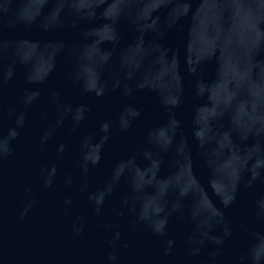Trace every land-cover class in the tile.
I'll return each mask as SVG.
<instances>
[{"label":"water","instance_id":"obj_1","mask_svg":"<svg viewBox=\"0 0 264 264\" xmlns=\"http://www.w3.org/2000/svg\"><path fill=\"white\" fill-rule=\"evenodd\" d=\"M0 264H264V0H0Z\"/></svg>","mask_w":264,"mask_h":264}]
</instances>
